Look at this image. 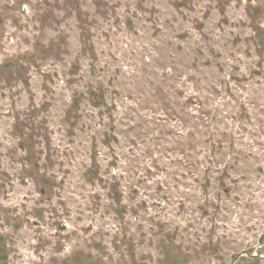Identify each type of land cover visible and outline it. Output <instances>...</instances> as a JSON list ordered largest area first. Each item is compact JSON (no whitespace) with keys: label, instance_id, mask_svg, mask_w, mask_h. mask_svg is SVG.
<instances>
[{"label":"rangeland","instance_id":"1","mask_svg":"<svg viewBox=\"0 0 264 264\" xmlns=\"http://www.w3.org/2000/svg\"><path fill=\"white\" fill-rule=\"evenodd\" d=\"M0 264H264V0H0Z\"/></svg>","mask_w":264,"mask_h":264}]
</instances>
